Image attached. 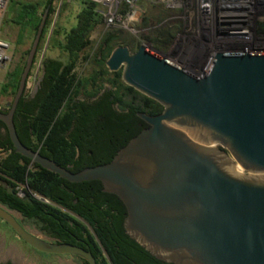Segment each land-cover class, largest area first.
I'll return each mask as SVG.
<instances>
[{"label": "water", "instance_id": "1", "mask_svg": "<svg viewBox=\"0 0 264 264\" xmlns=\"http://www.w3.org/2000/svg\"><path fill=\"white\" fill-rule=\"evenodd\" d=\"M46 9L7 112L14 151L69 183L98 181L125 209V234L167 264H264V53L216 54L199 77L151 53L115 47L108 72L157 102L156 116L108 163L75 173L19 140L13 117L45 25ZM18 212L0 219L29 247L96 264L81 247L26 231Z\"/></svg>", "mask_w": 264, "mask_h": 264}, {"label": "trees", "instance_id": "2", "mask_svg": "<svg viewBox=\"0 0 264 264\" xmlns=\"http://www.w3.org/2000/svg\"><path fill=\"white\" fill-rule=\"evenodd\" d=\"M56 3H60V9L69 3L78 6L75 27L61 32L56 23L52 26L51 17L55 13ZM8 4L11 7L10 16L5 22L18 27L16 45L30 44L21 55L24 62L6 73L0 87L1 96L14 97L46 9L48 13L36 54L47 42V47L51 46L65 55L64 61L44 55L39 69L41 80L34 98L22 96L19 100L13 122L20 142L73 173L85 167L108 163L124 143L112 147L103 160H91L88 156L91 139L101 137L106 141L113 140L120 131L117 126L121 125V121H126L127 117L132 118L136 128L139 121L135 113L142 110L140 103L133 105L123 101L121 89L128 94L137 95V92L121 86L120 73H109L104 61L120 45L132 44L135 45L134 49H138L142 42H149L156 50L165 51L173 41L178 27H163L161 19L153 23L149 18L142 17L138 27L142 32L137 39L130 38L118 29L105 30L96 53L86 54L81 63V54L92 45V33L105 27L96 3L89 0H9ZM260 22L264 25V20ZM104 43L106 49L102 50L99 60L98 51ZM87 63L92 70L84 74L83 69ZM104 84L112 88L117 86L118 90L105 93L97 103L77 102L80 96H96ZM113 94L114 102L127 107L129 113L120 114L112 109L108 98ZM142 102L144 107L152 109V114L159 108L157 103L146 97H142ZM96 117L102 118L101 125L97 124L98 128H94ZM0 150L5 152V157L0 159L1 205L36 222L41 231L60 243L89 251L96 264H167L156 260L124 234V209L113 206V202L117 203L116 197L103 193L100 182L69 183L32 164L29 159L14 151L1 121ZM17 185H25L50 204L29 195L18 197L15 192Z\"/></svg>", "mask_w": 264, "mask_h": 264}, {"label": "built area", "instance_id": "3", "mask_svg": "<svg viewBox=\"0 0 264 264\" xmlns=\"http://www.w3.org/2000/svg\"><path fill=\"white\" fill-rule=\"evenodd\" d=\"M89 1L97 4L105 27L125 30L131 35L139 32L138 27L143 13L141 0ZM143 1L161 6L165 11L172 13L164 23L170 22L182 26V36L174 38L176 43L172 44L165 56L188 59L186 68L182 70L195 77L202 76L206 72L216 54L264 53V25L260 22L264 20V0ZM8 3L9 0H0V29ZM7 50L8 44L0 38V68L6 61ZM165 56H162L164 60H166ZM41 59L35 67L33 64L34 69L28 79L32 77L35 81ZM176 63L172 64L177 66ZM194 69L197 71L193 72ZM26 84L29 88V84ZM15 192L20 198L29 195L40 202L50 204L48 200L30 191L25 185H17Z\"/></svg>", "mask_w": 264, "mask_h": 264}, {"label": "flooded vegetation", "instance_id": "4", "mask_svg": "<svg viewBox=\"0 0 264 264\" xmlns=\"http://www.w3.org/2000/svg\"><path fill=\"white\" fill-rule=\"evenodd\" d=\"M120 46L128 47V49L130 50V53H134L137 51V49H134L135 45H132V44L120 45ZM105 49H106V44L104 43L102 45L101 50L98 51L97 59L101 60L102 50H105ZM104 63H105V61H104ZM105 69H106V67H105ZM113 73H120V85L123 87H125V86L128 87L121 80V70H119L118 72H113ZM40 80H41V76L39 77L37 84L31 93L28 94V88L27 87L25 88V91L23 94V96L25 98H29V99L34 98V96L38 90ZM117 90H118L117 86L112 88L110 85L104 84L103 88L97 93L96 96L91 97V98H86L84 96H80L77 99V102L78 103H87V104L97 103L99 101V99L105 93H107V92L114 93ZM120 94L122 95L123 101H125L127 103H133V105H137L140 103V109L142 111H137L135 113V117L138 119L139 122L135 128L134 121L132 120V118L127 117L125 119L126 121H121V125L117 126V127H119L120 131H119V134H116V136L114 137L113 140L106 141L101 137L91 139V141H90L91 149L88 151V156L90 158H92L91 160H93V159L103 160L104 158H106L109 155L110 149L112 147L119 146L120 144L124 143L118 149V150H120L122 147H124L128 143V141L132 137H134L140 131H142L146 127V125L138 116L139 113L145 114L148 116H156V115L161 114V112L163 110L162 107L157 102L152 100L154 103H157L159 105V108L156 110V112L152 114V109L146 108L141 104V103H143L142 97H145V96L138 93V92H137V95L128 94L123 89H121ZM108 100L111 103V107L115 112L120 113V114L129 113V109L127 107H124L123 105H121L118 102H114V94L111 95L108 98ZM8 104L6 105L5 108L0 107V110L3 112H7ZM94 120H95V124H96L94 126V128H98L99 125H97V124L101 125L102 118L96 117V118H94ZM100 129H101V126H100ZM136 129H138V131L134 134ZM118 150L115 151V154L118 152ZM114 155H113V157H114ZM3 157H5V152L0 150V159ZM113 157H111L110 161L112 160ZM85 168H87V167H85ZM116 202L117 203L113 202V206L115 208L124 209L123 205L117 199H116ZM11 211H13V210H11ZM14 212H17V211H14ZM124 218H125V209H124ZM124 218H123V221H124ZM16 220L26 231H28L30 233H37V234H39L40 237H42L45 240L59 242L57 239L52 238L48 234H46L45 232L41 231L40 227L38 226V224L36 222L23 217L21 214H19V215L16 214ZM122 229H123V232L125 234V231L123 228V222H122ZM32 249L27 248L23 244V241L20 240V238L12 231V229L3 220L0 219V264H85V263H87L84 260H82L76 256H72V255H56L53 260H46V259H43L42 257H40L36 253L38 251H36L34 249L32 250Z\"/></svg>", "mask_w": 264, "mask_h": 264}, {"label": "rangeland", "instance_id": "5", "mask_svg": "<svg viewBox=\"0 0 264 264\" xmlns=\"http://www.w3.org/2000/svg\"><path fill=\"white\" fill-rule=\"evenodd\" d=\"M24 1H33V0H24ZM140 6L142 9V17H147L149 18L150 22L155 23L158 19L162 20L161 26H166V25H175L178 27V30L174 36V38H176V36H182L183 34V28L181 25L179 24H174V23H170V22H166L164 23V21L166 19H168L172 13L165 11L161 6L158 5H153L150 4L148 2H145L143 0L140 1ZM10 4H8L4 10L3 13V17H2V22H1V29H0V38L2 40H4L7 44H8V50L6 53V61L4 62V64L1 66L0 68V82H4L5 80V75L7 72L12 71L16 66L20 65L21 63L24 62V60H22V53L27 50L29 48V44L30 42H27L25 45L23 46H18L16 45V37H17V33H18V27H16L15 25L11 24L10 22H5L9 19L10 16ZM78 6L75 4H67V6L65 8L60 9V3H56L55 4V13L52 15L51 20H52V26L56 23L57 27L61 28V32H63L64 30H70L71 28L76 26V20H75V15L78 11ZM99 9V8H98ZM114 28H107V27H102L99 28L97 30H95L92 35H91V42L92 45L89 49H87L84 53L81 54V63L83 62V58L84 56H86V54H90L93 55L96 53L98 46L101 42V36L102 33L105 30H113ZM139 30V29H138ZM123 31V33H125L126 35H128L130 38L132 39H137L139 37V34L142 32L139 30V32L135 35H131L130 33H128L125 30H121ZM145 32V31H144ZM173 43H176V41L171 42L170 46L165 50V51H158L156 50L151 43L149 42H142L141 45L144 46L148 51H150L151 53L157 55V56H165L168 53V50L170 49V47L172 46ZM45 55V57L47 58H51V59H55V60H61L64 61L65 60V55L63 53H61L59 50L52 48L51 46L47 47V42L42 46V49L39 53L36 54L35 56V62H34V67L37 65V63L39 62V60ZM166 57V56H165ZM163 58V57H162ZM166 60H168L171 63H176L179 60V58H174V57H166ZM177 66H179V68L183 69L186 68V65H181L176 63ZM32 69L33 66H32ZM31 69V71H32ZM80 69V68H78ZM82 70V69H81ZM91 71V66L90 64H86L83 72L84 74H87ZM197 70L194 69L193 72H196ZM31 73V72H30ZM40 77V74L38 73L35 81H33V78L31 77L30 79H27V82L29 84V88H28V94L31 93L34 89V87L37 84V81ZM1 87V85H0ZM12 97H7V96H1L0 95V107L1 108H5L6 105L8 103L12 102ZM23 244L29 248H30L27 244H25L23 242ZM33 250V249H32ZM36 252V251H35ZM40 257H42L43 259L46 260H53L54 257L56 255L53 254H44V253H39L36 252Z\"/></svg>", "mask_w": 264, "mask_h": 264}, {"label": "bare ground", "instance_id": "6", "mask_svg": "<svg viewBox=\"0 0 264 264\" xmlns=\"http://www.w3.org/2000/svg\"><path fill=\"white\" fill-rule=\"evenodd\" d=\"M180 61H178V63L179 64H181V65H186L187 64V62H188V59H179Z\"/></svg>", "mask_w": 264, "mask_h": 264}, {"label": "crops", "instance_id": "7", "mask_svg": "<svg viewBox=\"0 0 264 264\" xmlns=\"http://www.w3.org/2000/svg\"><path fill=\"white\" fill-rule=\"evenodd\" d=\"M0 77H1V76H0ZM2 83H3V82L1 81V82H0V85H1Z\"/></svg>", "mask_w": 264, "mask_h": 264}]
</instances>
